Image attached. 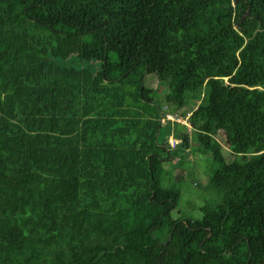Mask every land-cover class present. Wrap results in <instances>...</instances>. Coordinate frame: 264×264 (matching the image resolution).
Returning <instances> with one entry per match:
<instances>
[{"label": "trees", "instance_id": "trees-1", "mask_svg": "<svg viewBox=\"0 0 264 264\" xmlns=\"http://www.w3.org/2000/svg\"><path fill=\"white\" fill-rule=\"evenodd\" d=\"M0 264H264V0H0Z\"/></svg>", "mask_w": 264, "mask_h": 264}, {"label": "rangeland", "instance_id": "rangeland-1", "mask_svg": "<svg viewBox=\"0 0 264 264\" xmlns=\"http://www.w3.org/2000/svg\"><path fill=\"white\" fill-rule=\"evenodd\" d=\"M68 64L73 66H82L84 63L76 59H73L70 62H68ZM170 118L173 119V117ZM170 127H171L170 125L162 126L159 135V141L167 139V136L169 134L168 128ZM220 143L221 146L224 148L225 147L224 143L221 141ZM196 166H198V170L204 171L205 169L207 170L208 168L210 169L211 165L207 164L205 161L202 162L200 161V158H197ZM188 175L189 176H187V182L183 183L181 186L180 201L176 207V210L173 211V214L174 216L190 217L191 219H193L200 217L201 215L200 208L203 204L207 203V201L211 198V195L207 192H199L198 187L194 186V183L198 181V176L196 172L190 173ZM200 179L201 182H204L206 178L201 175Z\"/></svg>", "mask_w": 264, "mask_h": 264}, {"label": "built area", "instance_id": "built-area-1", "mask_svg": "<svg viewBox=\"0 0 264 264\" xmlns=\"http://www.w3.org/2000/svg\"><path fill=\"white\" fill-rule=\"evenodd\" d=\"M166 119H170V120H171V118H170V117H166Z\"/></svg>", "mask_w": 264, "mask_h": 264}, {"label": "clouds", "instance_id": "clouds-1", "mask_svg": "<svg viewBox=\"0 0 264 264\" xmlns=\"http://www.w3.org/2000/svg\"><path fill=\"white\" fill-rule=\"evenodd\" d=\"M167 117H172V116H167ZM170 120V119H169ZM172 120V119H171Z\"/></svg>", "mask_w": 264, "mask_h": 264}]
</instances>
